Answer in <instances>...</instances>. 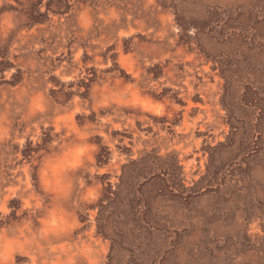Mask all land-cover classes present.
Returning a JSON list of instances; mask_svg holds the SVG:
<instances>
[{"label": "rangeland", "instance_id": "rangeland-1", "mask_svg": "<svg viewBox=\"0 0 264 264\" xmlns=\"http://www.w3.org/2000/svg\"><path fill=\"white\" fill-rule=\"evenodd\" d=\"M0 264H264V0H0Z\"/></svg>", "mask_w": 264, "mask_h": 264}, {"label": "crops", "instance_id": "crops-1", "mask_svg": "<svg viewBox=\"0 0 264 264\" xmlns=\"http://www.w3.org/2000/svg\"><path fill=\"white\" fill-rule=\"evenodd\" d=\"M58 8V6L56 5V8L55 9H57ZM49 9H52V8H49ZM55 9L54 10H50V11H55Z\"/></svg>", "mask_w": 264, "mask_h": 264}, {"label": "water", "instance_id": "water-1", "mask_svg": "<svg viewBox=\"0 0 264 264\" xmlns=\"http://www.w3.org/2000/svg\"><path fill=\"white\" fill-rule=\"evenodd\" d=\"M243 226H240V230H242Z\"/></svg>", "mask_w": 264, "mask_h": 264}, {"label": "trees", "instance_id": "trees-1", "mask_svg": "<svg viewBox=\"0 0 264 264\" xmlns=\"http://www.w3.org/2000/svg\"><path fill=\"white\" fill-rule=\"evenodd\" d=\"M242 143V142H241ZM241 145V144H240Z\"/></svg>", "mask_w": 264, "mask_h": 264}]
</instances>
